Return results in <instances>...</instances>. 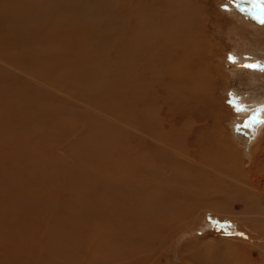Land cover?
<instances>
[{
	"label": "bare ground",
	"instance_id": "1",
	"mask_svg": "<svg viewBox=\"0 0 264 264\" xmlns=\"http://www.w3.org/2000/svg\"><path fill=\"white\" fill-rule=\"evenodd\" d=\"M97 1L99 2V4L94 2L93 0H42L41 2L46 3L44 4L45 6H43H47L46 9L50 13L45 9H41L43 12L49 15L39 16L36 20H33V18L30 16L29 10H33L35 8L34 5H36L37 3L34 4L33 1L28 2L25 15L31 22L29 27L23 28L22 24L20 23H16L12 27H0V50L5 56L8 57V66L0 65V80L5 75L12 74V77H10L12 80H10V82L13 81V83L11 84H1L0 86V127L7 126L10 128L11 132L13 133V141H19L25 138H31L32 140H34V138L40 136V138L43 139V141H45L46 143V141H60L56 139L57 135L60 132L55 129L54 122L56 121V123L60 124L65 123V125L68 127L67 130H69V132H62V134L67 138L69 144H67L66 147H69L71 151H75L72 149L77 148V145L74 144L76 141L85 138L89 139L88 147L80 146L78 148L81 151H88V160L85 162L86 167L83 168L84 172H82L81 175H78V179H80L82 182L79 185L82 186V188H91L90 186H92L93 188L92 190H90L93 195L92 197L101 204V207L98 206L97 210H89L87 207L89 206V201L88 199H84L85 196H83V193H81V191H79L74 186L63 188L61 189V191L67 189V193L71 194L72 197L74 196L75 202L76 200H78L77 203H74L71 200V203L80 205L81 210H77V213L76 209L69 210L72 212L71 215L69 214L70 217H62L61 215L59 216L57 213H55L58 217H61L62 221L58 223L59 220H55L53 222L51 221V215L56 210L59 212V214H62L60 213V210H58L57 204H49L48 206H46L45 202L39 200L38 198L41 194H43L45 196L44 199L46 200V195L49 192L52 194L51 189L47 188L44 193V191H41L42 188L40 187L38 190L32 192L25 186H17L16 182L8 173L0 171V264H66L65 258H68L69 256L71 258H68V261H70V259H73L78 264H115L118 260L116 262H112L110 255H119L120 253L117 250L119 248V250H124L125 247L123 248V246H125L126 244H128L126 247L127 249L124 250L125 252L121 253V255L119 256V261L116 264H155L156 258L158 254H160L159 252L165 249L168 240L171 239V236L175 233V231L177 229L185 227L187 224H190V218L192 220L194 217H196V215H199L200 207L203 205V203L207 204L205 203L206 200L204 199L203 195L199 196V193H196L198 192L196 187L202 188L208 183L209 185L211 184L213 186L223 184V187L226 188V186H224L226 185V183L224 180L222 181L221 177L214 175L210 176L209 173L206 174L203 172L200 174L198 173L197 178H195L193 174H189L187 177L185 175V177H182V174L181 176H179L180 174H178L175 177L174 175L172 177H169L167 175L165 178L162 176L163 178L157 181L155 190L152 191V194H149V190L143 189V185L141 186L140 183L141 181H146L144 176L149 177V181H151L150 179H154V177L148 176L147 173H143L144 170H146L144 168L147 167L138 165L137 160L138 162H140L139 160H142V157L139 156V154H141L140 151L138 153L133 152L132 155L124 154L122 151L120 152V156L117 155L118 153L113 154L112 157L110 155H108L107 157L101 156L106 155L107 153H113L114 150L110 149L111 144L120 145L124 144L125 142L128 145L131 144L130 136H132V134L126 132L124 128L123 130L120 129L122 126L120 128H115L114 131L113 129H108L107 131L103 130L102 124L104 122L107 123L106 119L105 117L103 118L97 111L94 113V110H99L104 114V116L115 115L117 116V121H119L122 125L128 126L130 128H132L133 126H137V128H144L148 130L146 135L150 137L153 145H155V148L152 149L153 152L157 153L159 152V150H161L162 146H166L172 150L171 146L163 141V137L167 135L165 133L163 134L157 131L156 129V127L159 126V123H157V121H155L154 119V115L156 113L153 115L154 117L151 115L152 112H150V110V116L146 114L149 106H155L156 109L157 103H155V101L158 100V97L161 96L160 99L167 98L166 104H170V106L168 105L169 107L166 105L168 107V110H170V113H175L173 118L176 119L177 123L179 121L184 122L183 128H186V125L189 124V117L193 115L194 110H197L195 112L196 120L203 118V116L205 115L208 116L209 113L212 117L215 118V116L217 117L218 113L216 112L217 109H215L216 99H214L213 97H209V86H207V83L201 82L197 84L199 82L197 81V72L194 75L192 74V72L189 73L188 64L184 60L178 63L179 58H177V54L185 52L184 49L183 52L180 51L182 50L180 49L181 47L178 49L179 45H177V43L179 41V43L181 44L182 40L178 39V41L175 42L174 39H176V37H171L173 40L172 42L171 40L164 37L170 34V31L177 32L179 36L181 35L188 37L190 35H193V32H195L191 27L193 25L190 26L185 22L187 16H189L187 15V11L191 13L190 7L192 5L190 3L184 0L186 4L182 5V0H179V3L173 5V0H158L163 4H166V10L163 13H159L158 11L152 12L153 15L148 17L140 15V4L135 2L133 5H129L133 10H135L133 17L130 18L134 19V21L131 22V24H129L128 26V19H126L125 13L123 15L119 14V16L121 15L120 18L121 20H123V22H120L121 27L119 29L118 24H115L116 30L113 31V26L111 24L105 25L103 26V28L92 24H90V26H85L86 24H84L83 21L88 16L92 18H103L105 14L114 11H109V6L106 8V6L103 5L102 8L100 5L101 2L104 4L103 0ZM114 1L115 0H107L106 3L110 5V2L112 4ZM124 1L126 2V0ZM196 1V3L199 4L200 0ZM62 2L67 3V5H62V8H59V4ZM137 4H139L138 7ZM132 9L130 10L132 11ZM174 9L178 11L176 15H173L172 10ZM94 10L101 12H93ZM91 11L93 12L91 14L92 16L89 15ZM79 13H81L83 16L81 14L79 16ZM192 14L193 16H195L196 10ZM149 18L150 20H148ZM94 20L96 21L97 19ZM63 21H67V24ZM81 22L84 24V26L79 24ZM142 22H144V25L146 26L144 31L141 28ZM52 23L59 24L60 27L57 29L58 31L51 32L50 34L47 33V35H44L43 37H41L40 35V40L44 38L55 39V41L51 45H60L61 49H56L53 52L50 50L49 52V46H47L46 43H44L43 45L44 41H40L39 45L37 43L38 41L34 42L33 44L34 47L37 44L36 48L38 49V57H40V61L44 70L48 71L49 69H51L52 71H50V73L52 72L53 74L58 75L63 73L68 74L72 72V75L67 77L68 79L63 83L58 82L56 87L51 84L50 88L53 87L61 94H66V96L68 95L70 97H72L71 93L74 94L75 89V92L77 93L75 99L79 102H86L88 104L89 112L87 114L84 113L83 115V123H86L88 125V128L82 132H79L81 130V126H79L80 128H78V123L72 116H70V114H68L69 116H66L64 113L62 114L61 111H58L59 107H56L57 105H60L62 101L66 100L65 97L61 96V98L58 99L53 95L54 89L49 90L41 86H36L33 84L30 77L21 75L19 76V74L26 75L29 72V70L27 72V70L24 69L21 64H18L17 66L12 65V68H14L15 72H11V70H9V67H11L9 66V62L13 61L15 57L21 56L23 60H26L27 57L23 53L30 56V52H32L31 49L25 51L26 43L23 42L20 31L16 25H19V27L24 32H28L31 28H33L34 32L38 34V30L41 28L49 27L50 24V26L53 27ZM89 23H91L90 20ZM46 29L48 30V28ZM166 30L170 31L168 32ZM202 33H199V35ZM173 35L175 34L173 33ZM108 36L112 37L113 40L105 41ZM116 37H120V41H117ZM190 39L191 36L189 38H185L183 42L189 41ZM102 40L104 41V43L100 44L99 42ZM185 44H188V42H185ZM201 46L205 51V49L208 47V43H205L203 41L201 42ZM210 47L211 50H215V47ZM206 51L208 52L207 49ZM171 52H176L177 54L168 58L167 61V58H165V56H169ZM194 53H196L195 50ZM203 53L204 52H202V58L204 61L206 54ZM132 54H134V56H132L134 60H132V58L130 60L128 57ZM197 54L200 53L198 52ZM31 56L33 58L34 53ZM195 59L198 63L201 61H199L197 55H195ZM159 60L164 61V65L160 63ZM175 60H178L177 63H170L171 61L174 62ZM192 61H194V59H192ZM204 68L200 67V69L198 70L199 76L202 79L210 80L212 82L213 80H211V78L213 79L214 77L210 73L207 76ZM44 70L42 71L44 72ZM177 70L178 75L176 73ZM144 72L146 73V75H150L148 76L149 81L144 80ZM138 73H141V77L138 76ZM183 75L185 76L183 77ZM191 75L193 76L192 78ZM35 77L37 79V76ZM173 77L174 80L171 81ZM45 78L48 80H53V78L60 80L59 77H55L54 75L52 77H50L49 75H45ZM89 82H91L93 86H88L87 83ZM174 82L176 83L174 84ZM183 82L185 84V91L183 93L185 95V99H182L181 95L183 94H180L179 92L181 90V83ZM171 85L175 86L173 87V90H170ZM86 89L88 91L89 89H92V91L89 94H86ZM194 94L195 98L193 97ZM126 97L129 99L131 98L132 100L128 102L129 99H127ZM202 99L203 106L201 104L197 107L193 106ZM99 103L101 104L100 107ZM209 107H211L215 111L209 110ZM71 111L70 113H72ZM86 111L88 110L86 109ZM185 112L188 113L187 119L180 120L179 114L183 115L184 117ZM79 115H82V113H80ZM124 116L135 118L129 119ZM47 125L49 126L47 127ZM111 125H113L114 127L118 126L114 122ZM205 125L207 124L205 123ZM21 127H23V129H21ZM192 127L193 126L189 128ZM170 129L171 130H167L166 132L175 131L172 130V128ZM163 130L164 129H161L160 131ZM179 131H183V129H179ZM217 132H214V130L212 131L211 129L201 131V134H199L198 138L199 142L197 148L202 149V151H198V154H194L193 152L191 153L190 151V163H198L204 166V164L208 161V159H210L211 156L217 155L221 152V146L223 145H221L222 143H219L224 139V131L222 132L218 130ZM141 134L143 133L140 132V135ZM132 137H134V140L138 145L139 138L137 136ZM140 138L142 139L141 136ZM177 140L179 141V139ZM16 151L18 153L20 150ZM117 151L119 152V149H117ZM212 151L215 152L213 153ZM230 152L233 151L230 149ZM23 153L24 152L22 151L18 153L21 159L23 157ZM223 153L224 152L220 154ZM122 156H124L126 159V169L117 168L115 172H118V174L120 173L121 175L122 173L125 174L122 179H120L123 180L125 184L119 181V179L117 180V183V178H115L111 174L104 175L102 173H99L100 167L98 165L100 163H103L102 165H104L105 167H108V165H117L113 161V157L118 159ZM135 156H137V158ZM198 157L200 158V160H198ZM20 158L18 157V159ZM59 159L61 160V157ZM203 161H205V163ZM200 165L195 166V169L200 170ZM139 168L141 169V172L138 171ZM159 170H157V172ZM193 171L195 170L193 169ZM196 172L194 173L196 174ZM218 172L219 170L215 169V173L217 175ZM103 173H105V171H103ZM234 174L235 172L233 173V175ZM233 175L228 177L234 179ZM76 176L77 172L75 177ZM102 176L106 178V180L110 179V182L108 181L109 183L106 182V184L103 183V185L101 183L103 182L101 179ZM78 179L76 181H79ZM106 180H104V182ZM47 181L44 182L47 183ZM55 182H57V180H55ZM226 182L231 183V185L235 183V181L230 180ZM62 184H65V182H63ZM123 185H126V187H123ZM140 186L143 191L141 188H138ZM233 193L235 194L234 190ZM61 194L62 193L60 192V195ZM209 198L210 203H208L207 205L212 207V209H222L223 206H226L223 204L226 203V196L223 197L222 194ZM228 198L231 199L229 196ZM61 199L58 202H61ZM131 199H133V201L135 199L136 201H134L135 203L131 207H129L127 204H125V202ZM84 200L85 205L81 207L82 201ZM184 200H187L189 202L187 206H185L186 202L183 203ZM90 201L93 200L90 199ZM102 205L106 206L102 207ZM71 206L72 205L70 204V208L72 209ZM119 207L122 209H120ZM127 207H129V210ZM169 207H171L172 209L171 212H168ZM118 208L120 211H118ZM126 208L128 211H125ZM196 208H198V212H195ZM99 213H103V215L99 217ZM93 216H97L98 218L93 219ZM85 221L86 223L88 222V224L81 225V223ZM134 225H137V231H134L131 228ZM141 226H143V228H141ZM86 228H89L90 231L88 232V229ZM67 230H69V234H71L72 236H69ZM85 230H87L86 233ZM77 231H79V233H77ZM216 235L221 236L220 233ZM98 240V245H100L102 248L95 250L94 244ZM205 245L203 246L204 248L201 246L198 247L197 249L200 252L196 253H202L207 260L211 261L214 255L212 254L208 256V254L204 252V249L206 247H209L208 245ZM90 246L91 248H94L96 252L91 250L90 248L89 251L87 250L88 253L83 258L81 255H85V252H87V247ZM190 247L192 246L190 245ZM71 254L80 256V259L81 257L82 259L78 260L77 257V259L72 258ZM185 254L187 253L185 252ZM200 258H202L201 255ZM181 259L183 261V258ZM214 259H216L215 256ZM207 260L204 259L203 261L206 262ZM203 261H201V263H204ZM228 261H226V264H231Z\"/></svg>",
	"mask_w": 264,
	"mask_h": 264
},
{
	"label": "rangeland",
	"instance_id": "2",
	"mask_svg": "<svg viewBox=\"0 0 264 264\" xmlns=\"http://www.w3.org/2000/svg\"><path fill=\"white\" fill-rule=\"evenodd\" d=\"M32 1L34 4L37 3L36 5H34L35 8L33 10H29L30 16L33 18V20H36L39 16L49 15L41 10V9L47 10L46 9L47 6L44 7L45 6L44 4L46 3L41 2L42 0H0V27L1 26L12 27L16 23L22 24L23 28L29 27L31 22L30 20H28L25 13H26V8H27L26 7L27 3L32 2ZM93 1L99 4L97 0H93ZM103 1H104V4L101 2V5H100L102 8H103V5H105L106 8L108 6L110 7L109 11H113V10L114 11L105 14L103 18H92L88 16L83 21L84 24H86L85 26H90V24H92V25L99 26L100 28H103V26L111 24L113 26V31H115L116 30L115 24H118V29L121 27L120 22H123V20H121L120 17L124 13L126 15V19H128V26H129V24H131V22L134 21V19H130V18L133 17V14L135 11L129 5H133L135 2L140 4V15H143V16L150 17L151 15H153L152 12L158 11L159 13H163L166 10V7H165L166 4H163L161 1H158V0H126V2L124 0H115L112 3L113 5L111 4V2H110V5H108L106 3L107 0H103ZM186 1L190 3L192 6L190 7L191 13L187 11V15H189L190 17L187 16L185 22L188 23L190 26L193 25L191 27L193 31H195L193 32L194 36L190 35L191 39L189 41H185V42H188V44H185L183 40L185 38H189L190 36L188 37L181 36V35L179 36L178 33L175 31L172 32L170 30H166L168 32L170 31V34L164 37L171 40L172 42L173 40L171 37H176V39H174L175 42L178 41V39L182 40L181 44L178 41L177 45H179L178 49L181 47L180 49L182 50L180 51L183 52L185 50V52L177 54L176 52L172 53L173 52L172 51L169 54V56H165V58H167L166 60L168 61V58L177 54V58H179V61L178 60H175L174 62L171 61L170 62L171 64L172 63L175 64L177 63V61L178 63H180V61H183V60L186 61L188 64L189 73L192 72V74L194 75L197 72V78H198L197 81H199L197 84L201 82L207 83V86H209V97L210 98L213 97L214 99H216L215 109H217L216 112L218 113L217 117L214 115L216 119L212 117L209 113L208 116L205 115L203 116V118L196 120L195 112L197 110H194L193 115L189 117V120L191 123L189 122V124L186 125V128H183L184 122L179 121L177 123L176 119L173 118L175 113H170V110H168V107L170 106V104H166L167 98L160 99L161 96L158 97L157 98L158 100L155 101V103H157L156 109H155V106L154 107L149 106V109H147L146 114L150 116L149 110L150 112H152L151 113L152 116L156 113L154 115L155 117L153 116L155 121L159 123V126L156 127V129L157 131L163 134L165 133L167 135V136H164L165 138L163 137V141L165 143H168V145L171 146L173 151L166 146H162L163 149L161 147V150H159V152L157 153V152H153L152 149L155 148V145H153L152 141L150 140V137L146 135L148 130L144 128L143 129L137 128V126H133V125H132L133 127L131 126L132 128H130L128 126L122 125L119 121H117V116L115 115L104 116V114L101 113L99 110H94V113L97 111L98 113L101 114L103 118L105 117L106 122L108 123L107 124L104 122L102 124L103 130L107 131L108 129H111V130L113 129L114 131L115 128H120L122 126L120 129L123 130L124 128L126 132H128L129 134H132V136H137L139 138L138 145L135 142L134 137L130 136L131 144L128 145L126 142L120 145L111 144L110 149L114 150L113 153H107L106 155L100 154V155L102 157H107L108 155L112 157L113 154H117V153H118L117 155L120 156V152L122 151L124 154H127V155L129 154L132 155L133 152L138 153L140 151L141 154H139V156L142 157V160H139L140 162H138L137 160L138 165H141L142 167H147V168H144L146 170H144L143 173H147L148 176L154 177V179H150L151 181H149V177L144 176L146 181H141L142 184L140 183L141 186L143 185L142 186L143 189L149 190L148 191L150 192L149 194H152V191L155 190V186H157V181L161 180L163 177L165 178L167 175L169 177H172L174 175L175 177L178 174H180L179 176H181L182 174L183 175L182 177H185V176L187 177L189 174H193V176L197 178L198 173L200 174L204 172L206 174L209 173L210 176L211 175L219 176L221 177L222 181L223 180L225 181L226 185L224 186H226V188L223 187V184L213 186L211 184L209 185L208 183L204 187H202L203 189L196 187L198 190V192L196 193H199V196L203 195L204 199L206 200L205 203L207 204L210 203L209 197L222 194L223 197L226 196V203H223L226 206H223L222 209L216 210L215 208L212 209V207L204 203L202 206L200 205L201 207H200L199 215H196V217H194L192 220L190 218L189 220L190 224H187L185 227H182L181 229H177L175 231V233L171 236V239L168 240V243L165 249L159 252L160 254H158L157 256L159 260L156 258L155 264H158V263L159 264H183V263L184 264L186 263L187 264H198V263L199 264H226V261L228 260H229L228 262H230L231 264H264V257H263L264 256V63H263L264 61V0H262V2H257V0H200L199 4L196 3L197 2L196 0H186ZM172 3L173 5H175L176 3H179V0H176V1L173 0ZM60 4H59V8H62V5L64 6L67 5V3L65 2H62ZM139 4H137V7ZM183 4H186L184 0H182V5ZM130 9H132V11ZM195 10H196V15L193 16L192 13ZM93 12L98 13L101 11L94 10ZM93 12L91 11L89 15L92 16L91 14ZM172 12H173V15H176L178 13L176 9L172 10ZM80 14L81 13H79V16ZM108 14H109V17H108ZM119 14L121 15L119 16ZM87 19H88V22H87ZM94 19H97V20L95 21ZM89 20L91 23H89ZM148 20H150V18ZM63 22L67 24V21H63ZM58 23L57 24L52 23L54 28L50 26L51 25L50 24L49 27H46L48 28V30L45 27L39 29L38 34L34 32L33 28H31L28 32H24L19 27V25H16L20 31L23 42L26 43L25 51L31 49L32 52H30L31 54L29 53L30 56H28V54L26 55L25 53H23L27 57L26 60H23L21 56H17L15 57V59L13 58L14 60L9 62V66H11L9 67V70H11V72H15L14 68H12V65L17 66L18 64H21V66L24 69H26L27 72L29 70V72L26 75L19 74V76L21 75V76L30 77L34 85L41 86L49 90L54 89L53 87L50 88L51 84H53V86L56 87L58 82L63 83L65 80H67L68 79L67 77L72 75L71 74L72 72L68 74L63 73V74L58 75V74H53L52 72L50 73V71H52L51 69H49L48 71L43 69V66L40 61V57H38L39 56L38 49L36 48L37 44L35 45V47L33 44L34 42L38 41L37 43L39 45L40 41H44L43 45L44 43H46L47 46H49V52L50 50L52 52L56 49L60 50L61 49L60 45H57V44L56 45L54 44V46L51 45L55 41V39L44 38L40 40V35L41 37H43L44 35H47V33L50 34L51 32L58 31L57 29L60 27ZM79 24L84 26L82 22ZM144 24H145L144 22L141 23V28L143 31L146 28ZM173 33L175 35H173ZM199 33H202V34L199 35ZM203 34H204V37H203ZM178 37H181V38H178ZM110 40H113V39L112 37L108 36L105 41H110ZM116 40L120 41V37H116ZM102 41H100L99 43L103 44L104 41L103 42ZM203 41L205 43H208V47L206 48L208 52L206 51V49L204 51L201 46V42ZM210 46L215 47V50H211ZM194 50L196 53H194ZM198 52L200 54H197ZM202 52L206 54L204 61L202 58ZM33 53H34V56L32 58L31 55H33ZM195 55L198 56L199 61L201 60L199 63L195 59ZM132 56H134V54H132L131 56H128L130 60L131 58L132 60H134ZM192 59H194V61H192ZM159 61L160 63L164 65L165 63L164 61L162 60H159ZM7 62H8V57L5 56L0 50V65L8 66ZM209 63L211 64V69H210ZM246 65H258L259 67L249 68V67H246ZM200 67L201 68L205 67L204 69H205L207 76L209 73L212 74V76L214 77L213 79L211 78V80H213L212 82L210 80L202 79L199 76L198 70L200 69ZM42 70H44V72ZM176 73L178 75V70L176 71ZM45 75H49L50 77L54 75L55 77H59L60 80L56 78L55 79L53 78V80H48L45 78ZM35 76H37V79ZM138 76L141 77V73H138ZM148 76L150 75H146V73L144 72V78H145L144 80L149 81ZM184 76L185 75H183V77ZM10 77H12V74L11 75L7 74L4 77H2V79L0 80V86L1 84L13 83V81L10 82V80H12ZM192 77L193 76L191 75V78ZM35 80L36 81L38 80L40 83L38 81L36 82ZM173 80H174V77L172 78L171 81ZM175 83L176 82H174V84ZM87 85L93 86L91 82L87 83ZM173 87L175 86L171 85L170 90H173ZM91 91L92 89H89V91L87 90L86 94H89ZM184 91H185V84L183 82L181 83V90L179 92L180 94H183ZM53 92H54L53 95L57 97L58 99H60L61 96L66 98V100L62 101L63 104L61 103L60 105L56 106L57 108L59 107L58 111H61V113L62 114L64 113L66 116H69L68 114H70V116H72L74 120L78 123V128H80L79 126H81V130L79 132L86 130L88 128V125L86 123H83V115L84 113L87 114L89 112L88 104L86 102L85 103L79 102L75 99V97L77 96L75 89H74V94L71 93L72 97L68 95L66 96V94H61L56 89H54ZM181 96H182V99H185L184 94ZM193 97L195 98V94L193 95ZM130 100L132 99L130 98L129 101L128 100L127 101L130 102ZM200 104L203 106V99L193 106L197 107ZM166 105L167 106L169 105V106L167 107ZM100 106L101 104L99 103V107ZM210 108L211 107H209V110H214ZM86 109L88 111H86ZM69 110L70 111L72 110L71 112L73 114L70 113ZM80 113H82V115H79ZM187 114L188 113L185 112L184 117L183 115L179 114V119L186 120ZM124 117H127L129 119L133 118L130 116H124ZM79 118L81 121L79 120ZM113 122L118 126L114 127L113 125H111ZM165 123H167L168 125ZM205 123L207 125H205ZM54 125H55L54 126L55 129L60 132L56 137L57 140H60L59 142H56V141L47 142L46 141L45 143V141H43V139H41L40 136L34 138V140H32L31 138H25L19 141L18 140L13 141L12 139L13 133L11 132L10 128L7 126L0 127V171L8 173L13 178V180L16 182L17 186H25L27 189L29 188V190L32 192L35 190H38L40 187L42 188L41 191H44V193H45V190H47V188L51 189L52 194L49 191H48L49 192L48 194L46 192L47 194L46 200L44 199L45 196L43 194H41L38 198L39 200L44 201L46 206H48L49 204H52V205L57 204L58 210H60V213L62 214H59V212L56 210L51 215V221L54 222L55 220H59L58 221L59 223L62 221V219L61 217H58L57 214L59 216L61 215L62 217H70L72 212L69 210L76 209V213L79 210H81L80 205L74 204V203H77L78 200H76L75 202L74 196L72 197L71 194L67 193V189H64V191H61V189L63 188L74 186L79 191H81V193H83V196H85L84 199H88L89 201V206H87L89 210H95V209L97 210L98 206L101 207V204L92 197L93 195L90 191L93 188L92 186H90L91 188L89 187L82 188V186L79 185L82 182L80 179H78L79 177L78 175L79 174L81 175L82 172H84L83 168L86 167L85 162L88 160V157H87L88 151L87 150L81 151L78 148L80 146L88 147L89 139H86V138L79 139L78 141L74 143L75 145H77V148L72 149L75 151H71L69 147H66V145L69 144V142L67 138L62 134V132H67V133L69 132V130H67L68 127L65 125V123L60 124V123H56V121L54 122ZM48 126L49 125H47V127ZM191 126L193 127L189 128ZM170 128H172V130H175V131L166 132L167 130H171ZM21 129H23V127H21ZM161 129H164L165 131L164 130L160 131ZM179 129H183V131H179ZM210 129L212 131L214 130V132H217L218 130L222 132L224 131L223 132L224 139L219 143V144L222 143L221 145H223L221 146L220 153L222 152L224 153L223 154L219 153L217 155L211 156L210 159H208L206 163L205 161H203L205 163L204 166L198 163H190L189 161L191 159V153L193 152L194 154H198V151H202V149L197 148L198 142H199L198 140L199 134H201V131L203 130H210ZM137 130L139 134L137 133ZM140 132H142L143 134L140 135ZM140 136L142 137V139L140 138ZM177 139H179V141ZM63 147H66V148H63ZM115 148L119 149V152ZM230 149L233 152H230ZM16 150H20L19 152L21 151L24 152L22 159L20 158V155L18 154L19 152L17 153ZM165 150L167 151V153ZM190 151L191 153H189ZM212 152L214 153L215 151H212ZM18 157L20 159H18ZM60 157H61V160L59 159ZM122 157H119L120 159L113 157V161L117 165H108V167H105L104 165H102L103 163H100L98 165L100 167L99 173H102L104 175L111 174L115 178H117L116 179L117 183H118L117 180L119 179V181L125 184L123 180H120L125 174L122 173L121 175L120 173L118 174V172L117 173L115 172L117 168L126 169L125 167L126 159L124 156ZM135 157L137 158V156ZM199 157H198V160H200ZM197 165L201 166V169H200L201 171L198 169H195V166ZM189 167L193 168L195 171H193V169ZM203 167L204 168L207 167V168L204 169ZM156 169L157 170L160 169V170L157 172ZM215 169L219 170L218 175L215 173ZM140 170L141 169L139 168L138 171ZM103 171H105V173H103ZM76 172H77V176L75 177ZM194 172H196V174ZM234 172L235 174L233 175ZM231 175L234 176V179L228 177ZM72 176L75 178H73ZM47 178H48V181H47ZM76 178L79 181H76L77 180ZM101 179L103 181L101 182L102 184L103 183L106 184V182L108 181L110 182V179L106 180V178H104L103 176L101 177ZM55 180H57V182H55ZM104 180L106 181L104 182ZM229 180L235 181V183L231 185V183L226 182ZM44 181L45 182L47 181V183H45ZM63 182H65V184H62ZM141 186L138 188H141ZM123 187H126V185H123ZM220 187L224 189H221ZM81 189H84V190H81ZM233 190L235 191V194L233 193ZM60 192L63 194V195L61 194L62 196L60 195ZM228 196L231 199H229ZM60 197L63 199V202ZM69 198H70V201H69ZM60 199H61V202H58L60 201ZM90 199H92L93 201H90ZM71 200L72 202H74L73 204L71 203ZM134 201L136 200L134 199ZM134 201L133 199H131V200L126 201L125 204L131 207L135 203ZM183 203L186 204L185 206L189 204L187 200H184ZM63 204L67 206L65 207ZM70 204L72 205L71 206L72 209L70 208ZM90 204L92 207L90 206ZM83 205H85V200L82 201L81 207ZM103 206H106V205H102V207ZM129 207H127L128 210H129ZM119 208H118V211H120ZM127 208L125 209V211H128ZM197 209L198 208L195 209V212H198ZM171 211L172 209L171 207H169L168 212H171ZM219 211L222 213H220ZM102 215L103 213L98 214L99 217H101ZM96 218L98 217L93 216V219H96ZM82 224L85 225V224H88V222L86 223L85 221L81 223V225ZM131 228L134 231H137V225H134ZM141 228H143V226H141ZM86 229H88V232L90 231L89 228H86ZM67 231H68L67 233L69 234V230ZM86 232L87 230H85V233ZM77 233H79V231H77ZM215 233L216 234L220 233L221 236H218ZM69 236H72V235L69 234ZM98 242L99 240L94 244L95 250L102 248L100 245H98ZM189 244L192 247H190ZM127 245L128 244L123 246V248L125 247L124 250L127 249L126 248ZM186 245L188 246V249ZM204 245L209 246L204 249V252L207 253L208 256L213 254L216 258L214 259V256H213V259H212L213 261L211 260L212 263L211 261L207 260L206 257L202 253L197 254L200 252L197 248L200 246L203 247ZM90 248L91 246L87 247L86 251L87 250L89 251ZM94 248H91V250L95 251ZM119 249L117 250L120 253L119 255L117 254L110 255L112 262L113 261L116 262L117 260L119 261V256L121 255L122 252H125L124 250H119ZM88 251L85 252V255L82 254L81 256L84 258L86 254L88 253ZM185 252L187 254H185ZM194 252L195 253L197 252L196 253L197 258ZM200 255L202 256V258H200ZM71 256L72 258L77 257L78 260L80 259V256H77L75 254H71ZM68 258H71V257L69 256ZM68 258H65L66 264H78L73 259H70V261H68L69 260ZM181 258H183V261ZM204 259L207 261L206 262L203 261ZM118 261L116 263H118ZM201 261H203L204 263H201Z\"/></svg>",
	"mask_w": 264,
	"mask_h": 264
},
{
	"label": "snow or ice",
	"instance_id": "3",
	"mask_svg": "<svg viewBox=\"0 0 264 264\" xmlns=\"http://www.w3.org/2000/svg\"><path fill=\"white\" fill-rule=\"evenodd\" d=\"M257 2H262V0H257ZM246 67H249V68H258L259 66L258 65H246Z\"/></svg>",
	"mask_w": 264,
	"mask_h": 264
},
{
	"label": "crops",
	"instance_id": "4",
	"mask_svg": "<svg viewBox=\"0 0 264 264\" xmlns=\"http://www.w3.org/2000/svg\"><path fill=\"white\" fill-rule=\"evenodd\" d=\"M263 63H264V61H263Z\"/></svg>",
	"mask_w": 264,
	"mask_h": 264
}]
</instances>
